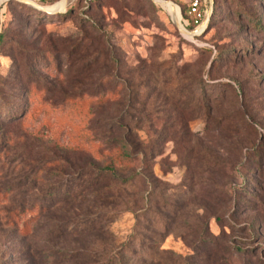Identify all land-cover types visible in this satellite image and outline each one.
Listing matches in <instances>:
<instances>
[{"label": "rangeland", "instance_id": "1", "mask_svg": "<svg viewBox=\"0 0 264 264\" xmlns=\"http://www.w3.org/2000/svg\"><path fill=\"white\" fill-rule=\"evenodd\" d=\"M62 1L48 0L43 7ZM162 1L174 7L153 0H98L84 10L80 0H66L63 12L40 11L41 20L30 21L24 17L32 12L19 3L0 6V28L12 20L11 34L22 31L28 44L57 61L56 72L43 56L35 58V75L18 79L7 77L12 62L6 55L13 49L0 52L4 95L22 92L35 80L45 90L38 97L34 91L14 94L16 99L0 108V264H20L17 255L25 249H77L70 239L49 238L43 225L22 238L24 220L15 233L5 218L23 210L32 220L45 189L77 176L89 178L87 166L78 175L57 163L51 154L55 145L70 148L79 142L88 151L83 154L102 166L111 158L103 134L125 130L141 179L135 192L143 201L102 212L108 240L143 234L150 223L147 237L159 251L155 264L264 262V2L206 0L195 27L187 14L191 0ZM67 92L97 103L91 146L88 134L78 129L65 136L67 146L58 142L60 131L26 133L20 121H7L27 102L61 101ZM115 122L125 130L117 132ZM145 151L150 155L144 157ZM56 165L64 171L57 176L62 181L49 175ZM61 209L49 211L64 215Z\"/></svg>", "mask_w": 264, "mask_h": 264}, {"label": "trees", "instance_id": "2", "mask_svg": "<svg viewBox=\"0 0 264 264\" xmlns=\"http://www.w3.org/2000/svg\"><path fill=\"white\" fill-rule=\"evenodd\" d=\"M80 1L85 7L84 10L98 2V0ZM262 1L264 2V0ZM18 3L14 0H9L0 6ZM19 5L23 6L21 3ZM27 9L32 12L33 16L26 14V17H24L26 21H30V17L36 18L39 17L38 15L43 14L32 7ZM64 15L63 17H65ZM38 19L41 20L40 17ZM249 21L255 25L257 24V27H261V22L251 18H249ZM11 25L12 20L8 19L0 28V52L3 47H7V51L13 49L6 55L12 62V67L7 77L12 76V74H17L16 77L18 79L31 77L30 74H33L36 67L34 64L35 58L40 56H43L47 62L51 63L57 72V61L53 54L48 51L38 50L37 46L34 47V42L28 44V40L23 36L22 31L11 34ZM190 27H193L191 22L186 28L189 29ZM3 82L4 79L0 76L1 110H4L12 99H16L12 98L14 94L29 96L31 91H34L37 97L40 94H45L44 87L38 83V80H35V82L26 84L22 92L16 89L14 94L4 95L2 93L4 89ZM69 92L63 93L61 101L57 100L51 103L45 99L37 100L33 103L27 102L24 109L9 115L7 121H20L21 128H24L26 133L35 134L41 130V132H44L46 131L45 129L48 130L47 132L50 130L51 133L54 131L56 134L57 131H60L57 135L58 142L67 146L68 140L65 139V136H68L66 137L68 139L71 136L73 137L75 129H78L79 132L88 134L86 136L87 143L91 146L95 143V138H93L90 130V123L93 121L91 120L93 115H95L93 108L97 106V103H94L81 92L77 94ZM99 121L102 122V119H99ZM118 125L115 122L114 127L117 128V132L125 130L124 127H119ZM131 137L130 132L126 130L117 135L109 131L105 132L103 138L108 145L106 146V152H109L108 154L111 158L109 162H105L102 166L94 162L90 156L83 154V152L87 153L88 151L79 142H74L75 147L70 148L55 145L54 150H51V154L57 163H64L70 169H76L75 171H77L78 175L89 168V172L86 174L89 175V178H85V175H83V178L82 176H77L74 182L68 180L64 183L58 182L54 186L51 185L43 192V204H39L37 207L38 215L36 218L27 220L23 210L18 213H14L15 210H13V212L9 211L4 224L11 229V232L17 233V227L24 220L19 228L20 234H23L22 238L29 237V234L34 233L43 225L41 229H47L45 233L49 238L54 241L62 238L70 239L76 243L77 249L74 251L70 250V252L64 248L25 249L17 255V261H20V264H155L156 260L152 262V259L156 257L159 251L155 244H152V240L147 237L150 223L145 222V228L142 230L143 234L138 233L129 236L123 242L115 243L112 240H108L110 232L107 231L106 227L104 229L100 220L102 212H109L112 207L120 205L130 209V205L134 207L137 202L143 201L142 193L135 192L141 179L136 171L133 170L134 148L130 143ZM254 153L256 154L255 150ZM142 155L145 157L150 155V153L145 151ZM83 156L86 159L85 165L81 163ZM84 166L87 167L84 169ZM61 167L57 165L51 166L48 168L49 172H52L49 175H52L51 177L53 178L61 173L63 174L64 171L60 170ZM56 181L62 180L57 177ZM125 200H127L126 203H124ZM90 204L92 206L91 209L85 208L84 212L78 210L84 209L82 207ZM59 206H62L60 211L64 212V215L49 211ZM72 208H74L73 211H71ZM64 209L67 211H64ZM93 209L95 212H92ZM43 213L47 214L43 215ZM140 231L141 228H139L138 232ZM210 241L214 243L213 239ZM249 254L254 255L251 252ZM257 264H264V262L258 260Z\"/></svg>", "mask_w": 264, "mask_h": 264}, {"label": "built area", "instance_id": "3", "mask_svg": "<svg viewBox=\"0 0 264 264\" xmlns=\"http://www.w3.org/2000/svg\"><path fill=\"white\" fill-rule=\"evenodd\" d=\"M28 1L33 2L42 7L48 2V0H28ZM205 2L206 0H203V1L202 0H191L189 3L187 14L189 17H191L192 24H194L195 27H198L200 25V21H201L200 18L202 15L204 16L201 9L203 6H205L204 5Z\"/></svg>", "mask_w": 264, "mask_h": 264}, {"label": "bare ground", "instance_id": "4", "mask_svg": "<svg viewBox=\"0 0 264 264\" xmlns=\"http://www.w3.org/2000/svg\"><path fill=\"white\" fill-rule=\"evenodd\" d=\"M1 1H9V0H0V2ZM19 1H24V0H19ZM153 1L158 3V4H165L168 7H174V4H172L170 2H164L162 0H153ZM65 2H66V0H63L61 3L54 4L50 7L46 6V7H43V9L48 11V12H51V13H61L65 10ZM176 19H177V16H176ZM176 23L179 25V21H176Z\"/></svg>", "mask_w": 264, "mask_h": 264}, {"label": "water", "instance_id": "5", "mask_svg": "<svg viewBox=\"0 0 264 264\" xmlns=\"http://www.w3.org/2000/svg\"><path fill=\"white\" fill-rule=\"evenodd\" d=\"M18 1H19V0H18ZM3 2H6V1H1L0 4L3 3ZM22 2H25L26 4L32 6L33 8H35V9H37V10H39V11H43V12H47V13H51V12H48V11L44 10L42 6L37 5V4H35V3H33V2H30V1H28V0H24V1H22ZM155 3H156V2H155ZM157 4H158V3H157ZM51 14H52V13H51ZM173 18H174V17H173ZM181 30H182V29H181ZM183 30H184V29H183Z\"/></svg>", "mask_w": 264, "mask_h": 264}, {"label": "crops", "instance_id": "6", "mask_svg": "<svg viewBox=\"0 0 264 264\" xmlns=\"http://www.w3.org/2000/svg\"><path fill=\"white\" fill-rule=\"evenodd\" d=\"M63 4V3H62ZM62 6V5H61Z\"/></svg>", "mask_w": 264, "mask_h": 264}]
</instances>
